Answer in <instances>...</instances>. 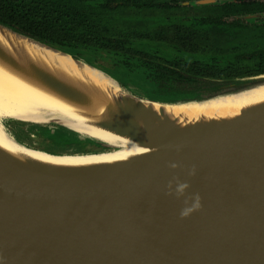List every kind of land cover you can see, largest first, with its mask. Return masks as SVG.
Here are the masks:
<instances>
[{
	"label": "water",
	"instance_id": "water-1",
	"mask_svg": "<svg viewBox=\"0 0 264 264\" xmlns=\"http://www.w3.org/2000/svg\"><path fill=\"white\" fill-rule=\"evenodd\" d=\"M227 1L243 0H220ZM0 27L112 80L119 92L107 95L36 60L26 42L12 50L0 43L3 65L66 102L101 107L93 124L127 143L90 136L55 118L1 121L59 127L100 148L38 149L52 155L133 144L146 149L120 160L67 165L0 148V264H264V101L232 117L188 122L164 109L262 86L264 73L212 91L141 94L71 48ZM197 197L199 207L181 215Z\"/></svg>",
	"mask_w": 264,
	"mask_h": 264
},
{
	"label": "flooded vegetation",
	"instance_id": "flooded-vegetation-1",
	"mask_svg": "<svg viewBox=\"0 0 264 264\" xmlns=\"http://www.w3.org/2000/svg\"><path fill=\"white\" fill-rule=\"evenodd\" d=\"M88 4L96 8L95 15L100 16L103 22L124 32L131 31L130 43L133 39H150L161 44L171 39L178 49L185 50L178 38H190V47L201 49L195 51L206 54L210 59L221 57L218 64L211 65L217 68L218 75L203 76L211 83L235 81L241 77L234 75L236 71H264V0H85L79 6L87 7ZM62 9L65 14L71 10L70 6ZM162 16L166 17L165 20L156 22V18ZM67 25L74 26L71 22ZM167 34L171 38H165ZM213 38L221 40L218 51L213 50ZM130 43L115 49L102 47L78 52L83 55L91 51L92 56L85 59L107 71L123 75L136 89H139L137 85L148 88L144 82L146 79L140 74H146L147 78L161 85L176 83L184 86L196 81L201 84L196 77L199 74L183 71V59H166L158 52L136 50L130 47ZM201 62L210 64L209 59Z\"/></svg>",
	"mask_w": 264,
	"mask_h": 264
},
{
	"label": "bare ground",
	"instance_id": "bare-ground-1",
	"mask_svg": "<svg viewBox=\"0 0 264 264\" xmlns=\"http://www.w3.org/2000/svg\"><path fill=\"white\" fill-rule=\"evenodd\" d=\"M16 42H26L32 48L28 52L41 63L56 72L69 76L73 80L92 86L107 95H115L119 88L99 70L87 65L75 63L70 56L49 50L48 48L17 36L0 27V43L12 50ZM47 53L51 54L49 57ZM45 56V57H44ZM264 101V85L214 98L204 102L165 106V111L180 122L199 118H227L235 116L246 106ZM154 107L159 108L155 103ZM102 108L86 109L66 102L44 88L27 80L0 62V148L15 155L27 156L39 161L54 164H85L90 162H109L143 152L136 145L115 151L89 155H52L47 152L23 146L12 140L1 117H15L28 121H45L55 118L73 129L102 140L125 145L127 141L119 136L97 127L94 121ZM4 127V129H3ZM7 133H6V132Z\"/></svg>",
	"mask_w": 264,
	"mask_h": 264
},
{
	"label": "trees",
	"instance_id": "trees-1",
	"mask_svg": "<svg viewBox=\"0 0 264 264\" xmlns=\"http://www.w3.org/2000/svg\"><path fill=\"white\" fill-rule=\"evenodd\" d=\"M84 1L85 0H0V23L36 39L71 49L79 47L81 51L89 49L97 50L99 48L103 49L102 47L115 49V47H122L124 43H130V38L128 37L133 35L131 31L124 32L119 28H115L112 24L103 22L100 16L98 17L95 15L97 14L95 7L89 4L87 7L82 5L79 6V4H83ZM65 6H70L71 8L70 12H67V14H65L66 12L62 9L65 8ZM67 22H71L74 26L67 25ZM116 29L120 32L117 33ZM178 39L187 52L204 54L195 51L201 49L190 47L192 45L190 38ZM187 42L188 46L186 45ZM220 42V38L214 39L213 50H219ZM78 55L81 56L82 53ZM207 59L210 60V64H202L201 61ZM219 61H221V57L217 56L215 59L199 58L183 62L182 68H184L183 71H185V73L199 74L196 77L198 78L197 80L201 82L200 85H198L197 81L186 83L184 86L176 83L161 85L159 82L147 78L146 74L140 75L142 78L146 79L144 82L148 85L147 89L151 90L153 93L167 92L173 94H190L200 91H212L221 85L233 82L220 83L218 81H213L211 83L203 77L206 75H218L219 71L216 72L217 68L211 65L218 64ZM261 73H264V71L259 69L256 73L236 71L234 75L245 77ZM227 75H231V73Z\"/></svg>",
	"mask_w": 264,
	"mask_h": 264
},
{
	"label": "rangeland",
	"instance_id": "rangeland-1",
	"mask_svg": "<svg viewBox=\"0 0 264 264\" xmlns=\"http://www.w3.org/2000/svg\"><path fill=\"white\" fill-rule=\"evenodd\" d=\"M220 2V0H219ZM166 17H158L156 18V22L164 21ZM127 20V19H125ZM134 22L135 20H130ZM170 34H167L165 38H171ZM174 41L171 39H167V41L162 42L161 44L155 42L150 39H133L130 47L136 50H143L144 52H158L160 56L165 57L166 59L172 58H180L183 61L196 59L195 56L201 58H208L206 54L199 53H191L185 50H180L174 45ZM72 51L79 54V47L72 48ZM84 57H91V51L85 52ZM111 72V71H110ZM116 74L115 72H112ZM121 81L127 85L129 82L127 79L120 74H116ZM126 85V86H127ZM137 85V83H136ZM138 88L134 86H130V90L141 94H145L147 92V87L145 88L142 85H137ZM2 122L5 124L8 132H11L15 137H17L20 141L31 146L33 148L48 150L53 152H61V153H87V152H96L100 148L96 146L94 143L81 139L79 136L72 133H65L61 128L49 126V125H41L36 123L22 122L17 121L15 119H3ZM14 129H12V127ZM4 129V127H3ZM6 132V131H5ZM7 133V132H6ZM8 134V133H7ZM49 138V139H48ZM51 138V139H50ZM56 150V151H55Z\"/></svg>",
	"mask_w": 264,
	"mask_h": 264
},
{
	"label": "clouds",
	"instance_id": "clouds-1",
	"mask_svg": "<svg viewBox=\"0 0 264 264\" xmlns=\"http://www.w3.org/2000/svg\"><path fill=\"white\" fill-rule=\"evenodd\" d=\"M176 165H173V167H175ZM187 185H180L179 186V191H183V189L186 187ZM199 198L197 197V202L194 203L192 205V207L186 209V210H183L181 215H187L189 212H191L192 210H194L195 208H198L199 207V202H198Z\"/></svg>",
	"mask_w": 264,
	"mask_h": 264
},
{
	"label": "snow or ice",
	"instance_id": "snow-or-ice-1",
	"mask_svg": "<svg viewBox=\"0 0 264 264\" xmlns=\"http://www.w3.org/2000/svg\"><path fill=\"white\" fill-rule=\"evenodd\" d=\"M138 151H146V149H138Z\"/></svg>",
	"mask_w": 264,
	"mask_h": 264
}]
</instances>
